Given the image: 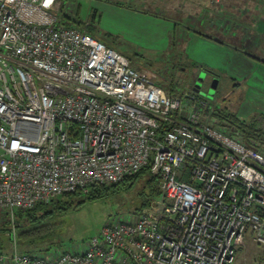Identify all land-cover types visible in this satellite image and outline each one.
<instances>
[{
	"label": "built area",
	"instance_id": "2783aa9c",
	"mask_svg": "<svg viewBox=\"0 0 264 264\" xmlns=\"http://www.w3.org/2000/svg\"><path fill=\"white\" fill-rule=\"evenodd\" d=\"M69 22L56 0H0V212L15 213L149 166L160 194L83 250L0 252V264H232L264 246V151Z\"/></svg>",
	"mask_w": 264,
	"mask_h": 264
},
{
	"label": "rangeland",
	"instance_id": "374dc122",
	"mask_svg": "<svg viewBox=\"0 0 264 264\" xmlns=\"http://www.w3.org/2000/svg\"><path fill=\"white\" fill-rule=\"evenodd\" d=\"M108 3L133 6L153 16H161L164 20L162 22L169 21L174 25L173 45L171 40L170 47L163 53L158 22L152 24L151 21L140 20L139 24L135 19L127 17L117 24L120 33H115L112 37L118 42L119 51L129 49L127 56L131 58L129 59L133 67L153 72L156 81L175 94L186 93L194 87H199L201 93L213 96L212 105L224 106L241 119L254 123L257 129L264 132V89L255 86L251 76L243 80L229 72H220L217 76V88L214 90L211 88L213 73L191 65L183 56L189 27L204 31L215 25L217 28L215 27L213 35L227 39L241 49L264 59V32L257 24H264L257 18L262 0H56L58 10L65 17H77L83 22L78 25L86 31L93 10L102 17L100 26L105 27L107 22L115 25L113 20L117 17L110 11ZM98 20L99 18L94 24L99 26ZM202 72L206 75L201 81L199 78ZM257 94L259 96H256ZM242 139L245 143L264 151V144L251 138L248 141ZM147 180L148 175L141 176L129 187H121L102 198L85 200L67 212L53 217L51 221L58 223L57 233L53 237L58 245L49 251L60 252L67 248L83 250L84 243L96 236L108 221H117L153 205L158 197L152 196ZM157 186L159 188L158 180ZM143 201L147 202L144 206ZM3 216L0 214L1 223L6 221ZM10 225V239L4 243V249L17 247L21 250L17 222ZM6 234L8 236V232H5V237ZM231 263L264 264V246L247 237L245 244L236 249Z\"/></svg>",
	"mask_w": 264,
	"mask_h": 264
},
{
	"label": "trees",
	"instance_id": "16d2710c",
	"mask_svg": "<svg viewBox=\"0 0 264 264\" xmlns=\"http://www.w3.org/2000/svg\"><path fill=\"white\" fill-rule=\"evenodd\" d=\"M116 5L139 10L138 8L129 5H122L119 3H117ZM99 17H100L99 13L93 10L90 15L91 22L90 25H88V32L91 33L96 38L98 37L95 35V32H98V29H97V25H95L94 22H96L97 18ZM67 19L69 20L70 23L75 25L78 24L81 25L83 23L77 17H69V18L67 17ZM103 41L107 45L112 46L111 44L107 43L105 40ZM172 45H173V40H172ZM255 58L264 64V59L258 57ZM190 64L193 65L192 63ZM203 69L207 71H212L207 68H203ZM213 73H214L213 75L218 76L217 73L215 72ZM214 114L220 117L221 119L226 120L231 127L237 128L240 131L242 138H244L246 141L250 140L251 138L255 141H258L261 144H264V132L262 130L257 129L254 123H249L241 119L232 111H228L224 106L222 107L216 106L214 110ZM144 175H148L147 181L148 183H150L152 196L156 195L158 197V195L160 194V189L157 186V177L151 173L150 167L147 166L138 173L125 178L122 182L118 184L112 186L93 185L86 194H82L79 191L69 192L61 196H58L56 198H53L47 202H41L27 210H19L15 213L14 221L10 218L8 213L0 212V214L4 215L3 217L6 219L4 223L0 222V252L10 251L4 249L5 248L4 243L7 241V239L8 240L10 239V233H11L10 224L15 222H17V236L21 250L32 253L48 252L50 249L58 245L57 244L58 242H56L53 239V237L57 233V227H58V223L51 221L53 217L67 212L68 210L76 207L85 200L102 198L107 196L110 192L120 189L121 187H129L135 181H137L141 176ZM146 203L147 202L143 201L142 206H144ZM20 221L21 224L19 225ZM5 232H8V236L6 234V237H5Z\"/></svg>",
	"mask_w": 264,
	"mask_h": 264
},
{
	"label": "crops",
	"instance_id": "0c3cea01",
	"mask_svg": "<svg viewBox=\"0 0 264 264\" xmlns=\"http://www.w3.org/2000/svg\"><path fill=\"white\" fill-rule=\"evenodd\" d=\"M108 5H110V11H112V13L117 17L115 18L116 20H113L115 25H112L113 23L111 24L110 22H107L105 27L103 25L100 26L102 17H99V26L97 25L98 32H95V35L98 38L105 40L107 43L111 44L112 47L117 49L118 42L114 39V37H112V35H114L115 33H120L117 24L125 20L124 18L129 17L135 19V21L138 23L140 20L143 22L151 21L150 23L152 24L158 22L159 24L157 25L161 29L160 33L162 38L161 52L164 53V51L168 50V48L170 47V42L172 39H174L175 36V34H173L174 25L172 22H162L164 20H162L161 16H153L144 12V10H135L132 8L109 3ZM257 18L264 23V0H262L260 9H258ZM150 19L155 22H152V20ZM257 24L259 29L264 32V24ZM215 27V25L209 26V31H207L208 29L202 31L189 27L188 32H185L187 37L183 48V56L185 61L192 63L196 67L198 66L212 70L210 72H215L218 75L220 74V72H229L230 74L243 78V80L245 77L251 76L254 85L257 87H262L263 90L264 83L262 82H264V64L255 58L261 57L256 54H252L249 51L241 49L237 44L227 39H224L218 35H213V31H216ZM182 33L180 35H182ZM129 37L133 38L131 35H129ZM119 44L125 46L122 42H119ZM128 51L123 50L121 52L127 55ZM256 96H259V94H257Z\"/></svg>",
	"mask_w": 264,
	"mask_h": 264
},
{
	"label": "water",
	"instance_id": "95a60500",
	"mask_svg": "<svg viewBox=\"0 0 264 264\" xmlns=\"http://www.w3.org/2000/svg\"><path fill=\"white\" fill-rule=\"evenodd\" d=\"M205 75H206V73L202 72L201 77L199 79L202 81L203 78L205 77ZM212 79L213 80H212V83H211V88L215 90L217 88V84H218L219 78L217 76H214ZM194 90L201 93V90H200L199 87H194Z\"/></svg>",
	"mask_w": 264,
	"mask_h": 264
},
{
	"label": "flooded vegetation",
	"instance_id": "af4514ba",
	"mask_svg": "<svg viewBox=\"0 0 264 264\" xmlns=\"http://www.w3.org/2000/svg\"><path fill=\"white\" fill-rule=\"evenodd\" d=\"M214 76H217V75H214Z\"/></svg>",
	"mask_w": 264,
	"mask_h": 264
}]
</instances>
